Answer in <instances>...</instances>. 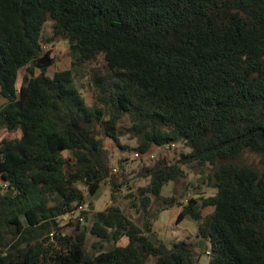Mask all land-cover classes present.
Masks as SVG:
<instances>
[{
  "label": "trees",
  "instance_id": "trees-1",
  "mask_svg": "<svg viewBox=\"0 0 264 264\" xmlns=\"http://www.w3.org/2000/svg\"><path fill=\"white\" fill-rule=\"evenodd\" d=\"M46 28L73 58L53 75ZM0 94V128L20 131L0 142V264H200L204 252L208 264H264V169L235 160L264 155V0H0ZM124 135L135 151H189L127 172L103 140L126 148ZM193 163L216 192L189 198L177 221L196 220L200 239L154 244L152 218L180 203L161 190ZM103 182L111 203L92 212ZM80 205L76 235L57 232L54 246L58 218Z\"/></svg>",
  "mask_w": 264,
  "mask_h": 264
},
{
  "label": "rangeland",
  "instance_id": "rangeland-1",
  "mask_svg": "<svg viewBox=\"0 0 264 264\" xmlns=\"http://www.w3.org/2000/svg\"><path fill=\"white\" fill-rule=\"evenodd\" d=\"M44 35V49L50 50L52 55L54 56V63L49 66L47 70V74L53 75V73L57 70H63L70 68L72 66L73 58L70 53L69 46L67 44V40L64 38L58 36L54 37L52 40H47L51 38V33L46 28V30L43 33ZM27 72L26 68H22L20 70L18 80H17V86L19 87L22 79ZM84 83L79 84L81 86V89L83 90L84 95L87 97V100L91 103L93 102V93H91L92 89L87 83L86 79H83ZM6 99L0 94V106H2L5 103ZM19 131L9 132L7 129L0 128V142L8 137H15L19 135ZM104 143L111 154V165H117L118 161L120 159H126L127 160V172H132L135 169H137L140 165L144 163L143 160L140 159H133L134 158V147L136 144V139L133 137H130L129 135H124L120 137V141L123 145L126 146V148H120L116 145L111 139L103 137ZM154 153V158L149 159L148 161H145L146 163H153L155 160L161 157H165L170 161H175L178 157L180 152H188L189 148L187 146H184L183 144H177L175 147L169 149V150H162V148L153 147L151 150ZM237 162L247 165H252L260 170L264 169V155L260 153H256L250 150H245L242 154L238 156V158L235 159ZM183 168L186 172L185 176L178 179V180H170L168 183H166L162 190L161 194L162 196H171L176 195L180 199V203H176L173 206H170L168 208H165L161 210L156 218H152V232L156 234V236L163 241L167 245H172L175 242H178L180 240H189L192 242H197L200 238L197 237V230H198V224L197 221L191 218L189 215H185L181 221H177L178 214L183 210V205L188 201L189 198L198 196V197H207L216 192V189L209 185L208 179H209V170L210 167H205L206 171L203 173V168L195 163L193 164H184ZM112 172H115L112 170ZM206 175V178L203 181H199L198 179L202 176ZM1 180V179H0ZM148 180L145 179H131L130 183L133 184L134 188L147 184ZM199 184V185H195ZM81 188L83 186L79 184ZM127 190H125V187L123 188V191L121 193V206L125 207V203H122L124 201L122 195L125 194ZM87 199L91 201L92 205L89 206V209L92 212L103 210L107 207L109 203H111V197H110V190L108 185L103 182L101 189L92 197L88 195ZM51 204L53 201L50 202ZM156 202L154 201L153 204L150 206V209L155 212L156 211ZM81 208L75 210L73 213H68L63 217H59V230H54L55 233L53 236L50 233L51 242L54 244V246L59 247V240L54 236L57 234V232H63L65 235H69L72 238L76 235L77 232V218L79 216V210ZM83 209H86L84 207ZM125 209V208H124ZM215 209L214 206L208 205L203 208L204 215H208L211 212H213ZM126 210V209H125ZM126 213L129 215L134 216L136 221H139V216L134 213L133 211L127 209ZM134 213V215L132 214ZM82 221V219H81ZM82 224H88L82 221ZM124 238V237H123ZM122 238V239H123ZM127 238V237H126ZM96 237L88 234L87 236V243H86V251L91 252V250H94L93 243L96 241ZM122 241H118L117 244L121 243ZM206 250L210 249V243L208 240L204 239ZM103 249H108L111 246V243H105L103 242ZM202 245V244H201ZM205 250V251H206ZM200 264H208V254L205 252L201 254L200 256Z\"/></svg>",
  "mask_w": 264,
  "mask_h": 264
},
{
  "label": "built area",
  "instance_id": "built-area-1",
  "mask_svg": "<svg viewBox=\"0 0 264 264\" xmlns=\"http://www.w3.org/2000/svg\"><path fill=\"white\" fill-rule=\"evenodd\" d=\"M172 146H175V144H172ZM157 147V146H156ZM157 148H169V145H165V146H162V147H157ZM152 150V149H151ZM149 150L147 152H140V151H135L134 152V160L135 159H140V160H143V161H148L150 158H153L154 157V153ZM117 169V166L114 167V170ZM85 206L83 205H80L79 208L83 209ZM74 211L70 212V213H73ZM53 232L51 233V235L53 236ZM207 253H209V249L206 250Z\"/></svg>",
  "mask_w": 264,
  "mask_h": 264
},
{
  "label": "water",
  "instance_id": "water-1",
  "mask_svg": "<svg viewBox=\"0 0 264 264\" xmlns=\"http://www.w3.org/2000/svg\"><path fill=\"white\" fill-rule=\"evenodd\" d=\"M206 178V175L200 177L198 180L199 181H203ZM149 239L154 243V244H158L159 243V238L156 236V234L154 232H150L149 233Z\"/></svg>",
  "mask_w": 264,
  "mask_h": 264
},
{
  "label": "crops",
  "instance_id": "crops-1",
  "mask_svg": "<svg viewBox=\"0 0 264 264\" xmlns=\"http://www.w3.org/2000/svg\"><path fill=\"white\" fill-rule=\"evenodd\" d=\"M19 131V130H18ZM20 132V131H19ZM20 135V134H19ZM198 231V230H197ZM123 238V237H122ZM120 239V241H122L121 243H119V245H125V244H127L128 243V238H126L125 236H124V238L123 239ZM209 242V241H208Z\"/></svg>",
  "mask_w": 264,
  "mask_h": 264
}]
</instances>
